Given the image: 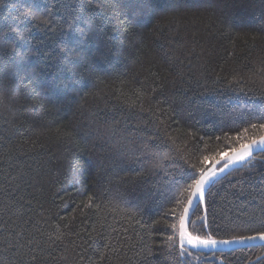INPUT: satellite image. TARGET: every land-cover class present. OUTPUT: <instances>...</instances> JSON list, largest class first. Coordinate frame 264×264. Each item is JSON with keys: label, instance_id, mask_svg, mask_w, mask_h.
<instances>
[{"label": "trees", "instance_id": "1", "mask_svg": "<svg viewBox=\"0 0 264 264\" xmlns=\"http://www.w3.org/2000/svg\"><path fill=\"white\" fill-rule=\"evenodd\" d=\"M252 123L264 0H0V264H264V246L180 255L169 227L192 166ZM253 156L209 187L193 235L264 230Z\"/></svg>", "mask_w": 264, "mask_h": 264}, {"label": "snow or ice", "instance_id": "2", "mask_svg": "<svg viewBox=\"0 0 264 264\" xmlns=\"http://www.w3.org/2000/svg\"><path fill=\"white\" fill-rule=\"evenodd\" d=\"M257 128L264 130V123H260L259 125L252 123L248 127H243L235 133L234 137L225 134V139L228 141L227 147L225 149H218L201 158V164H205V162L211 160L212 167L202 166L199 169H195L192 166L194 170L189 174L191 183H188L186 187L180 190V195H183L184 192L188 193L186 202L176 199L175 206L170 211V214L176 217L177 220L176 223H171L169 227L174 233H178L180 255H183L187 251L184 247L185 243L192 248H199L214 247L218 244H229L244 240L260 239L264 241V230H257L254 235L250 236L233 237L231 240H217L210 233L206 236L193 235L187 227L193 200L197 198L201 201L204 200L205 187L216 178L218 172H223L230 165L254 159L253 153L255 151H264V135H249V129L256 130ZM221 162H223V167L217 168L216 165H219ZM214 168L215 170H213ZM93 199L92 196H89L85 207L92 205ZM96 206L98 207V205ZM262 229H264V225H262ZM167 239L169 241L167 247L171 249L175 236H168ZM101 257H103V252H101ZM37 259L36 255H30L29 264H34Z\"/></svg>", "mask_w": 264, "mask_h": 264}, {"label": "water", "instance_id": "3", "mask_svg": "<svg viewBox=\"0 0 264 264\" xmlns=\"http://www.w3.org/2000/svg\"><path fill=\"white\" fill-rule=\"evenodd\" d=\"M257 152H259V151H255L253 153V155L255 153H257ZM247 162L248 161H242V162L230 165L223 172H218L216 178L211 183L206 185L205 190H204V198H205V194H206L207 190L209 189V187L214 182H216L217 180H219L220 178H222L223 176L228 174L233 169H236V168L242 166L243 164H245ZM209 167H212V163L210 164ZM216 167L217 168L223 167V162H221L219 165H216ZM213 170H215V168ZM198 204H202L203 205L204 204V200L201 201L198 198L193 200V204H192V206L190 208V212H189V218H190L191 213L193 212L194 208ZM187 227H188V224H187ZM218 240H231V239H218ZM178 241H179V237H178ZM250 246H264V241H262L260 239L244 240V241H236V242L229 243V244H218V245H216L214 247H199V248H192L190 245H187L186 243L184 245V247L186 249L193 250V251H196V252H203V253L226 252V251H230V250H234V249H238V248L250 247Z\"/></svg>", "mask_w": 264, "mask_h": 264}, {"label": "bare ground", "instance_id": "4", "mask_svg": "<svg viewBox=\"0 0 264 264\" xmlns=\"http://www.w3.org/2000/svg\"><path fill=\"white\" fill-rule=\"evenodd\" d=\"M246 164V163H245ZM244 165V164H243Z\"/></svg>", "mask_w": 264, "mask_h": 264}]
</instances>
